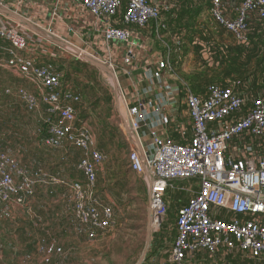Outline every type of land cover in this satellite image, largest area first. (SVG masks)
I'll list each match as a JSON object with an SVG mask.
<instances>
[{"label":"built area","instance_id":"2783aa9c","mask_svg":"<svg viewBox=\"0 0 264 264\" xmlns=\"http://www.w3.org/2000/svg\"><path fill=\"white\" fill-rule=\"evenodd\" d=\"M76 1L104 24L102 34L109 53L117 43L124 46L125 64L136 60L133 48L146 45L134 42L131 27L145 29L150 38L165 46L163 57L148 66L142 79L131 78L134 104H128L120 84L126 123L133 132L130 167L151 189L152 228L160 231L172 202L179 204L176 237L164 264H202L208 259L201 257L203 253L214 257L236 252L264 264V150L259 149L264 143V97L241 95L237 90L241 81L231 86L209 84L204 96L193 92L173 61L174 42L165 40L174 32L150 0ZM249 12H258L264 21V0H244L232 20L224 15L223 0H212L211 13L217 23L243 42L248 41ZM1 41L9 44L0 43V50L9 55L2 66L37 89L33 93L5 87V93L30 111L47 105L43 145L60 149L67 144L80 149L84 155L77 169L85 180H63L42 168L29 172L15 157L1 153L0 204L23 206L39 186H65L72 194L74 220L87 228L89 238L98 239L117 220L114 208L98 193V173L107 157L95 148L89 123L78 122L76 105L81 97L63 85L59 67L39 65L24 53L31 37L23 25L3 23L0 17ZM101 61L118 77L116 61ZM182 104L192 124V136L185 142L162 135L180 121ZM240 113L244 117L238 118ZM221 123L227 124L219 129Z\"/></svg>","mask_w":264,"mask_h":264},{"label":"rangeland","instance_id":"374dc122","mask_svg":"<svg viewBox=\"0 0 264 264\" xmlns=\"http://www.w3.org/2000/svg\"><path fill=\"white\" fill-rule=\"evenodd\" d=\"M170 2L175 6L179 0ZM224 33L220 31L217 37L236 38ZM79 47L85 51L93 49L84 43ZM61 50L63 57L58 65L60 69L64 67L65 74L70 73L66 82L82 97L79 118L90 124L94 137L96 135L99 145L102 144L108 154L107 163L99 169L98 185L103 202L114 208L117 223L98 239H91L86 228L72 216L69 189L57 184L39 186L23 206L0 204V264H137L147 240V211L144 216L142 213L143 208H148L149 187L130 167L132 139L122 124L126 106L122 105L123 98L118 100L110 76L85 64L83 58L78 69L72 68L70 60L78 56L70 48ZM6 72L0 61V154L15 157L29 172L42 168L49 173L58 172L62 177H57L62 179H78L76 164L82 152L67 144L60 149L42 145L48 107L42 104L38 110L30 111L18 98L6 95L5 86L17 83ZM119 74L122 84L125 78ZM29 90L36 92L37 89ZM178 208L179 204L172 202L169 210L172 223L176 221ZM139 218H143L141 232L136 230V225L129 227L139 224ZM172 230L171 226L166 228L164 247L170 245L171 235L174 236ZM157 232L153 229L152 238Z\"/></svg>","mask_w":264,"mask_h":264},{"label":"crops","instance_id":"0c3cea01","mask_svg":"<svg viewBox=\"0 0 264 264\" xmlns=\"http://www.w3.org/2000/svg\"><path fill=\"white\" fill-rule=\"evenodd\" d=\"M150 2L161 9L163 18L170 26L171 30L174 32L173 35L167 34L165 36V40H167L171 44L172 42H174L173 44L175 47V53L173 61L178 71L191 85L193 92L204 96L206 88L209 84L215 83L222 86H231L234 82L241 81V85L237 89L241 95L245 96L246 98L264 97V64L257 65L258 58L255 57L253 53L249 55L250 60H248V58H241L240 63L241 65H244V67L239 66V68H236L235 66H233L232 62L233 56L235 54H238V52H236L234 49L241 46L246 47V49H251L257 46L259 48H262L261 52L264 55V40H250L249 37V34L253 35L256 32L261 35L264 32V21L260 18L258 12H249L248 14V41L243 42L238 40L237 38L228 40L217 37V34H219L220 31L223 30L225 31V36H227V34H230L235 37V35L229 32L219 23H217L211 13L212 6L205 7L204 12L199 17L197 27L198 29L202 30L203 36L197 33L195 38L189 39L191 34L187 29L179 30L177 27H175V25L169 22L171 21V19L168 17V15L171 12V14H176V11L173 10L171 4H168L169 1L162 2L158 0H150ZM243 2L244 0H223V11L225 17L229 20L236 18ZM195 4H198V2L195 1ZM0 8V17L3 23H20L25 27L28 35L31 37V42L29 49L24 53L31 56L39 65L53 64L60 69L58 61L61 59V57H63V51L61 50L63 48L50 40L48 37L39 34L34 29V27L40 28L52 38H58L65 42H69L76 47H79L81 43L92 46V51H84L86 52V54H89L96 59L99 58L98 60L100 61L101 59L112 58L117 62V65L119 67V70L117 71V78L120 81V84L121 78L119 73H122L123 77L125 78V80L122 81L121 86L122 91L126 93L125 97L128 99V104L130 105L134 104L136 100V96L134 95L135 90L132 88L133 86L131 84V78L133 77L135 80L137 78L142 79L144 77L145 71L148 69V66L154 65V62L163 57L166 51L165 46H163L161 41L156 40L153 37L150 38V34L145 29L131 27L134 34V42L146 43V47L144 46V49L141 48L136 50L133 48L136 54V60L130 64H125L123 62L124 46L118 45L115 46V49L112 46V53H109L102 34V28L104 24L101 21L97 20L90 11H88L81 3L77 2L76 0H0ZM0 43L3 46L9 45L8 42L5 41H1ZM230 49L232 50L229 51ZM232 51H235V53H232ZM8 56L9 55L7 54V52H3L2 50H0L1 62H4L5 58H7ZM223 57L226 59L225 62L223 61ZM72 59L73 57L71 58V60ZM60 70L64 75L63 85L72 89L81 97V95L76 91V89H74L73 86L68 85V83L66 82L67 79L65 72L62 69ZM7 71L14 77V79L17 80V83H11L12 85H7L5 86L6 88L19 87L25 88L27 90H29V88H34L32 84L26 82L18 76H15V74H12V72H10L9 70ZM126 71L130 73V75H128ZM194 86L196 87L197 91H195V89L193 88ZM29 91L33 92L31 90ZM33 93H37V90ZM81 102L76 105L77 114L81 109V107H79ZM122 105L125 106L124 103ZM244 113L238 114L237 117H244ZM125 117L128 119L127 112ZM180 117V121L175 124L172 129L169 130L168 134L162 133L163 137L170 136L171 138H174L175 140L181 142H185L187 139L191 138L192 124L189 117V112L184 104H182L181 107ZM126 118L124 121H122V124L127 130L128 137L132 139L133 134L131 135L128 132L127 128L129 125L126 123ZM78 119H80L79 115ZM84 121L86 120L81 119L80 122ZM226 124L227 123H221L218 128H223ZM42 136L43 135H41V138ZM101 146L102 144L99 145L97 137L95 135V148L102 151L107 157V160L102 165L103 167L108 161V154L104 151V147ZM259 149L264 150V143L260 145ZM78 151L82 152L80 149H78ZM83 155L84 154L82 152V156ZM82 156L80 157V159L82 158ZM50 172L55 176H61L60 174H58V172ZM77 177L78 179L76 180H85L83 173L79 170ZM70 179L67 180V178H64L63 180L70 181ZM97 189L100 198H102L98 182ZM168 218L169 219L166 220L168 222V225L165 224L166 228L170 229L171 226L173 228L172 231H174V236L172 237L171 235L170 245L166 247L163 246L164 242H167V237L165 234L166 228L165 231H158L156 237L152 238L151 241L150 247H152V254L148 260H145L146 262H144V264H164L169 259L172 244L176 235V228L175 221L172 223L170 217ZM203 256H207L208 259L203 260L204 262L202 264H262L250 258L249 256L243 257V255L239 252L225 255L220 254L214 257L203 253L201 254V257ZM193 264L199 263L194 262Z\"/></svg>","mask_w":264,"mask_h":264},{"label":"trees","instance_id":"16d2710c","mask_svg":"<svg viewBox=\"0 0 264 264\" xmlns=\"http://www.w3.org/2000/svg\"><path fill=\"white\" fill-rule=\"evenodd\" d=\"M195 1H197L198 4H195ZM211 3H212V0H179V2H177V5L174 6V4H172V2H170V0H169L168 4H171V6L173 7V10L176 11V14H171L172 13L171 12L168 15V17L171 19V21H169V22L172 23L173 25H175V27H177L179 30L187 29L191 34L189 39L195 38L197 33H199L201 36H203L202 30L197 28L198 22H199V17L204 12L205 7H211L212 6ZM151 4H152V2H151ZM249 37H250V40L260 39L263 41L264 40V32L261 35L255 32V34H253V35L249 34ZM261 49L262 48H259L257 46L253 47L251 49L250 48L246 49V47H244V46L243 47L241 46V47L234 49L236 52H238V54H235L233 56V61H232L233 66H235L236 68H239V66L244 67V65H241L240 60L242 57L244 59L248 58V60H250L249 55L251 53H253L254 56L258 58L257 65L264 64V55L261 52ZM231 50L232 49H230L229 51H231ZM235 51H232V53H235ZM225 60L226 59L223 57L224 62H225ZM221 61H222V59H221ZM70 62H71L72 68L74 66L76 69H78L77 66L80 65V63L83 61L76 58V59H72ZM84 63L91 65L92 68H94V69L99 70L97 67H95L94 65H92L86 61H84ZM61 69H64V67H61ZM69 75H70V73L68 72L66 74V79H68L67 77H69ZM193 88L195 89V91H197L195 86ZM80 121H81V119H78V122H80ZM42 135L43 136L41 139L43 142L44 137H46V135H47L46 124L44 125ZM146 211H147V207L143 208V213H142L143 216L145 215ZM130 217L132 219L133 214H131ZM142 219L143 218L138 219L139 224H130L129 227L136 225V230H139L141 232V230L144 228V225L140 224V221ZM175 219H176V217H175ZM175 228H176V226H175ZM175 237H176V235H175ZM151 252H152V250L149 251L146 260H148L149 257L151 256Z\"/></svg>","mask_w":264,"mask_h":264},{"label":"water","instance_id":"95a60500","mask_svg":"<svg viewBox=\"0 0 264 264\" xmlns=\"http://www.w3.org/2000/svg\"><path fill=\"white\" fill-rule=\"evenodd\" d=\"M34 29L38 33H40L41 35L48 37L50 40H52L53 42H55L56 44H58L62 48H70L76 54V56H78L80 59L83 58V60H86L90 64L96 66L98 69L105 72V74L110 76L114 82V85L116 87V93H117L118 100L122 99L119 80H118L116 74L114 73V71L108 65H106L102 61L94 58L93 56L86 54L80 48L74 46L73 44H70L69 42H65V41L60 40L58 38H52V37L48 36L43 30H41L38 27H34ZM127 129H128V132L132 135L133 132L129 126ZM147 175H150V173L147 172ZM152 232H153V228H152L151 189L149 188V203H148V208H147V238H146L147 240H146V246L144 248L143 254H142V256H141V258L137 264H144V262L148 256L149 249L151 246V241H152Z\"/></svg>","mask_w":264,"mask_h":264}]
</instances>
